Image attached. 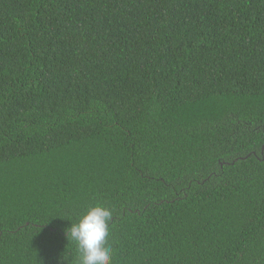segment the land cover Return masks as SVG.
Returning a JSON list of instances; mask_svg holds the SVG:
<instances>
[{
  "label": "trees",
  "instance_id": "obj_1",
  "mask_svg": "<svg viewBox=\"0 0 264 264\" xmlns=\"http://www.w3.org/2000/svg\"><path fill=\"white\" fill-rule=\"evenodd\" d=\"M264 264V0H0V264Z\"/></svg>",
  "mask_w": 264,
  "mask_h": 264
},
{
  "label": "clouds",
  "instance_id": "obj_2",
  "mask_svg": "<svg viewBox=\"0 0 264 264\" xmlns=\"http://www.w3.org/2000/svg\"><path fill=\"white\" fill-rule=\"evenodd\" d=\"M112 219L111 211L95 205L71 224L67 230V239L71 237L76 243L78 264H112L111 248L109 246V225Z\"/></svg>",
  "mask_w": 264,
  "mask_h": 264
}]
</instances>
